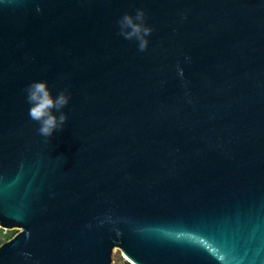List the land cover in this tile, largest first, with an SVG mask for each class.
Masks as SVG:
<instances>
[{
  "label": "water",
  "instance_id": "obj_1",
  "mask_svg": "<svg viewBox=\"0 0 264 264\" xmlns=\"http://www.w3.org/2000/svg\"><path fill=\"white\" fill-rule=\"evenodd\" d=\"M0 228V264H264V0H0Z\"/></svg>",
  "mask_w": 264,
  "mask_h": 264
},
{
  "label": "clouds",
  "instance_id": "obj_2",
  "mask_svg": "<svg viewBox=\"0 0 264 264\" xmlns=\"http://www.w3.org/2000/svg\"><path fill=\"white\" fill-rule=\"evenodd\" d=\"M116 23L119 27L118 34L120 36L129 41H137L139 52L148 50L150 43L148 38L154 29L147 24L145 9H136L134 15L125 13ZM25 92L27 102L30 105L29 118L39 125L38 133L45 138H51L54 132L63 130L68 121V115L62 110L71 100L67 90H62L54 96L48 82L39 80L30 83Z\"/></svg>",
  "mask_w": 264,
  "mask_h": 264
},
{
  "label": "rangeland",
  "instance_id": "obj_3",
  "mask_svg": "<svg viewBox=\"0 0 264 264\" xmlns=\"http://www.w3.org/2000/svg\"><path fill=\"white\" fill-rule=\"evenodd\" d=\"M18 232V229H2L0 228V243L11 238ZM111 264H128L127 259L122 255L119 249H114L112 253Z\"/></svg>",
  "mask_w": 264,
  "mask_h": 264
},
{
  "label": "trees",
  "instance_id": "obj_4",
  "mask_svg": "<svg viewBox=\"0 0 264 264\" xmlns=\"http://www.w3.org/2000/svg\"><path fill=\"white\" fill-rule=\"evenodd\" d=\"M128 264H130V263H128Z\"/></svg>",
  "mask_w": 264,
  "mask_h": 264
}]
</instances>
